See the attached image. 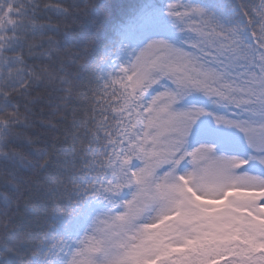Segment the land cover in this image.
Instances as JSON below:
<instances>
[{"label": "snow or ice", "instance_id": "obj_1", "mask_svg": "<svg viewBox=\"0 0 264 264\" xmlns=\"http://www.w3.org/2000/svg\"><path fill=\"white\" fill-rule=\"evenodd\" d=\"M0 264H264V0H0Z\"/></svg>", "mask_w": 264, "mask_h": 264}]
</instances>
